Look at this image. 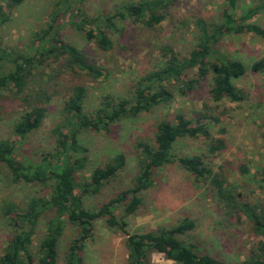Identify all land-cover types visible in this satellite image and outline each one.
Listing matches in <instances>:
<instances>
[{
	"label": "rangeland",
	"instance_id": "obj_1",
	"mask_svg": "<svg viewBox=\"0 0 264 264\" xmlns=\"http://www.w3.org/2000/svg\"><path fill=\"white\" fill-rule=\"evenodd\" d=\"M140 0H86L79 5L88 18L113 15L126 3ZM168 1V0H166ZM264 0H237L238 17L246 6H256ZM57 0H22L10 9L9 0H0V6L7 12L9 20L0 31L1 46L12 51H26L35 43L34 34L40 33L51 22L54 5ZM224 0H173L165 14V19L153 28L132 19H116L107 35L112 42L108 52H102L95 44L85 39L67 17L57 20L50 35L55 39L77 48L86 61L99 67L102 76L97 79L79 74L75 81L68 78L53 79L54 70L51 61L41 65L39 74L46 81V90L51 100L46 107V117L36 131L28 135L20 145L17 154L24 162H39L42 156L55 146L53 131L62 123L61 108L71 84H81L86 88L84 111L94 113L102 107L105 98L118 100L131 98L137 82L147 74L158 71L165 64L161 48L169 46L180 58H187L198 43L197 19L206 23H218L226 9ZM77 7L72 2L71 9ZM72 10V14H73ZM264 28V13L253 19ZM37 44V43H35ZM214 49L230 58L240 60L249 66L264 58V41L252 34L223 35ZM210 56L208 60H214ZM39 72V73H40ZM187 80L194 81L191 90L176 81L168 85L172 99L161 103L148 112L122 119L110 126V132L84 131L78 136V142L87 149L86 169L81 173L87 177L97 167H104L118 154L126 159L125 167L110 180L99 193L84 198L87 209L96 210L109 200L116 198L122 191L132 188L138 175V143L153 144L156 128L161 121H175V115L182 114L194 120L200 113L211 119L210 133L214 139H223L226 148L210 154L209 141L203 137L178 139L172 148L175 158L200 156L204 163L225 182L233 192L243 196L247 202L256 204L264 196V73L253 74L249 71L235 81L242 89L247 100L231 103L226 100L213 102L210 97L211 75L197 81L196 70H191ZM48 79V81H47ZM28 93L27 91L25 94ZM23 95L14 97L12 93L0 95V140L19 142L13 135V125L21 113L26 110ZM217 120H214V119ZM205 123V121H202ZM211 175L206 181L196 182L194 178L177 163L155 170L153 186L142 193V204L134 215L125 218L127 231L142 233L156 230L161 226L171 227L181 220L194 222L195 228L182 238L190 244H197L205 251L225 264H241L256 247L259 238L252 231L247 219L240 215L226 213L214 195ZM48 190L38 185L14 184L7 170L0 164V255L12 234L4 206L12 203L20 207L33 197L45 196ZM115 215L122 216L118 208ZM47 222V220H46ZM46 222L38 227L33 253L45 232ZM77 235L74 227L67 226L59 244L57 264H64L66 250ZM125 236L117 230H111L103 219L93 223V233L82 253L83 264H126L127 251ZM37 264V262H35ZM151 264H174L162 254H152Z\"/></svg>",
	"mask_w": 264,
	"mask_h": 264
},
{
	"label": "trees",
	"instance_id": "obj_2",
	"mask_svg": "<svg viewBox=\"0 0 264 264\" xmlns=\"http://www.w3.org/2000/svg\"><path fill=\"white\" fill-rule=\"evenodd\" d=\"M85 1L57 0L51 22L46 29L34 34L37 44L34 43L24 52L2 47L0 38V95L7 91L14 97L23 95L22 100L27 106L13 125L12 133L19 138V142L0 140V164L7 170L12 183L35 184L48 190L45 196L31 198L24 207L12 203L4 206L3 214L12 228V234L0 255V264H57L60 239L67 226L76 228L77 235L66 250L64 264H83L82 253L92 237L93 223L98 219H103L109 229L120 231L125 236L126 264H151V256L155 253L162 254L174 264H225L201 251L197 244H189L182 238L195 228L191 220L184 219L171 227L161 226L142 233L128 232L125 220L141 206L142 193L153 186L155 170L177 163L196 182L206 181L210 177L211 170L200 156L175 158L172 154L173 145L178 139L203 137L209 141L208 151L211 155L226 148L223 139L212 137L211 119L206 114L200 113L194 120L177 114L174 122L161 121L156 128L153 144L137 145L140 149L137 162L139 171L133 187L122 191L96 210L87 209L84 198L99 193L125 167L126 159L123 154H118L104 167H97L89 176L82 177L81 173L86 169L87 149L79 144L78 136L84 131L104 130L109 133L110 126L122 119L135 117L169 102L172 93L168 85L172 81L191 90L195 83L189 82L186 77L194 69L197 73L196 82L211 75L210 97L213 102H245L247 95L235 85V81L248 71L253 74L264 73V58L254 61L247 69L242 61L216 51L214 46L223 35L249 33L264 41V28L252 21L256 15L264 13V1L253 7L246 6L236 17L237 0H224L226 9L218 23L197 19L198 43L195 50L190 52L189 57L180 59L171 47H162L165 64L158 71L142 77L131 98H105L102 107L92 114L86 113V88L72 83L61 108L62 123L53 131L55 146L39 162H24L17 157V151L28 135L40 128L46 117L44 105L51 100L46 84H43L46 81L39 77V74L43 75L39 71L41 65L51 61L54 70H51L53 75L50 78L66 76L68 82L75 81V76L79 74L94 79L102 76L101 69L88 63L77 48L50 35L57 20L67 17L68 22L75 25L86 40L93 42L100 51L108 52L112 42L107 30L114 28V20L129 18L153 28L165 19L173 3V0H140L122 5L111 16L88 18L79 8ZM9 2L10 9L22 0ZM72 2L77 5L74 10L71 9ZM9 11L6 12L0 6V31L9 20ZM211 55L215 57L213 61L208 60ZM26 91L28 93L25 94ZM261 174L264 177V166ZM210 184L226 213L244 216L259 238L250 256L241 264H264V196L256 204L247 202L241 194L233 193L215 173L211 175ZM118 208L122 209L119 218L115 215ZM42 221L46 222L45 232L33 253L34 239L39 234L38 227Z\"/></svg>",
	"mask_w": 264,
	"mask_h": 264
}]
</instances>
